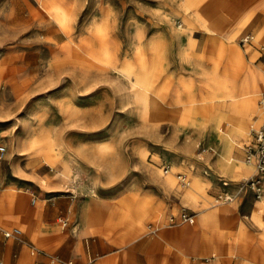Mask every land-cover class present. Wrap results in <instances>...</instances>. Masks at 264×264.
I'll return each instance as SVG.
<instances>
[{
  "label": "crops",
  "instance_id": "1",
  "mask_svg": "<svg viewBox=\"0 0 264 264\" xmlns=\"http://www.w3.org/2000/svg\"><path fill=\"white\" fill-rule=\"evenodd\" d=\"M203 1L169 0L166 3V0H159L160 9L152 10L166 12L163 7L166 4V10L170 12L168 20L159 21L156 25L154 20H149V27L136 23L141 31L138 43L150 65V79L154 83L157 76H163L166 84L170 78L173 84L190 79L203 84L202 80L210 75L213 82L216 80L215 75L218 79L219 76H225L230 79V89L236 91L237 97L257 95L258 107L259 100L264 102V48L258 49L250 43L247 48L236 49L235 41H228V38L237 30L238 24L226 23L222 32L214 22L224 16L232 19L246 10L251 13V19L239 34L244 31L264 33V0H231L224 5L221 0ZM152 3L156 2L148 0V4ZM180 11L183 18L188 17L186 23L181 17L174 16ZM176 20L182 23L184 32L171 26L170 22ZM150 26L156 29L148 37ZM152 38L160 42L165 50L164 71L161 73L155 72L157 56L151 53L148 46ZM238 58L240 63L237 62ZM213 82L211 89L206 85L196 88L198 105L181 107L193 106L196 112L207 113L196 117L197 122L205 126L197 132H191L190 141L182 144L170 143L174 139L171 130L161 140L162 148L155 152L157 160L152 164L144 163L137 150L99 159L92 157L94 153L89 150H74L64 153L68 157L58 158L57 174H40L38 167L44 162H38L35 158H21L17 163L13 153H5L0 160V202L5 201L0 204V263L228 264L220 255L212 259L194 255V249L202 254H219L222 248H217L218 242L199 241L198 236L208 232L211 237L222 225H227V244L232 253L229 264H264V175L261 176L263 194L256 200L244 182L255 176L254 167L230 168L218 162L211 129L212 119L221 113L230 119L235 118V115L227 114V108L221 105V101L215 100ZM174 101L176 105L180 104L176 99ZM154 108L162 115L159 123L171 126L167 105L156 98ZM255 114L260 123L257 109ZM252 121L247 118L239 121L250 132L249 135L253 130ZM250 138L247 136L242 144ZM246 149L239 147L233 155L243 161ZM160 167L162 171L168 168V173L164 175L169 172L176 178L177 175H183L189 183L197 184L200 189L188 191L196 200L189 199L188 193L171 188L165 178L159 175ZM178 167L190 172L192 179L182 172H171V168ZM67 172H75L78 178L67 183ZM42 181L46 185H41ZM68 187H75V193L79 196L69 194L66 191ZM114 187L119 189L112 191ZM127 189H135L139 198L150 204L149 213L142 221L146 230H141L139 226L128 227L126 222L122 227H116L117 231L113 232L116 236L112 241L113 234L109 238L103 235L109 229L107 218L112 216L114 209L120 214L119 209H122L123 204L130 202V192L125 193ZM219 194L234 198L229 203L230 209L223 213L212 212L213 223L204 227L200 223V215L212 211L211 201ZM175 213H179L178 216L193 215L195 221L187 224L179 219L176 225L178 216ZM83 215L85 221L101 219L90 227L85 223L83 228ZM154 218L155 223L148 224ZM257 219L263 225H259ZM239 223L246 227L243 237L246 247L242 248L237 246L235 240ZM150 229L153 231L150 232ZM13 230H17L18 234L11 238L4 237V232ZM191 234H195V246L191 245ZM177 237L179 239L174 244Z\"/></svg>",
  "mask_w": 264,
  "mask_h": 264
},
{
  "label": "rangeland",
  "instance_id": "2",
  "mask_svg": "<svg viewBox=\"0 0 264 264\" xmlns=\"http://www.w3.org/2000/svg\"><path fill=\"white\" fill-rule=\"evenodd\" d=\"M48 1L50 4L60 6L62 9L70 8V16L76 18V21L73 24V30L69 34H65L60 30L57 22L49 15L47 8L44 6ZM154 1L156 3L148 4V0H0V147L5 148L6 155L13 153L17 163L21 158L27 160L35 158L38 162H44L45 165L40 163L41 165L38 167V173L40 174H57L56 162H58V158L68 157L64 153L74 150L80 152L89 150L94 153L92 157L98 159L102 157L111 158L116 156L113 155L115 153L128 154L132 150H137L144 163L152 164V162L157 160L155 152H159L162 148L161 140L168 136L171 130L174 143L182 144L190 141L191 132H197L205 126L204 124H199L196 117L207 113L196 112V107L193 106L188 108L181 107L199 104V100L195 96V90L205 85L211 89L212 75L204 81L202 80L203 84H198L197 81L195 82L192 79L182 80V82L180 80L179 83L173 84L171 78L166 84L163 76H157L153 83L149 74L148 86L142 77L138 78V83L141 82V85H145L148 91L145 92L138 87L132 93L135 95L129 98L127 89L121 88L118 90L117 85H120V80H118L116 73L108 70V73L104 74L101 73L100 69L94 68L86 76L87 79L83 77L81 79L76 76L79 72L77 64L88 62L86 56L73 47H70L69 52L59 50L67 43L77 42L79 36L84 35L88 39L89 48H91L89 52L92 50H95V52L106 50L112 57L116 56V58L121 60L126 55L133 58V49H130L132 48L133 36L137 35L135 40L138 37L137 40H139L141 35V31L136 25L139 23L149 27V20H154V25H156L159 24V21H165L163 19L165 15L169 17L170 12L166 10V4L163 6L166 12L152 10V8L160 9L159 0ZM168 1L166 0V3ZM191 1L194 2L196 0H190L189 2ZM206 1L204 0L203 2ZM228 1L231 0H221L222 5ZM102 8L107 9L110 15H108L109 20L105 24L99 19ZM32 10L41 12L43 19L39 20V18L32 16ZM193 13L196 12L193 11ZM243 13L249 17L250 21L251 13L246 10ZM161 16L163 17L160 18ZM174 16L181 17L185 23L188 20V17L184 16L183 18L181 16V11L176 12ZM220 21L223 27L226 23L233 22V24H236V20H232L227 16L222 17ZM110 23L111 25H109ZM170 24L179 32H184L182 26H180L182 23L178 20L172 21ZM246 25L238 27L236 37L232 40L235 41L234 47L238 50L244 48V46L247 48L248 44L243 45L241 40L247 35H252L251 44H254L258 49L264 48V33L256 34L244 31L239 34ZM95 29H100V32ZM150 29L148 37L156 28L150 26ZM261 34L263 36L259 42L257 41V35ZM137 40L136 42H138ZM154 41L156 47L161 46L163 49L162 60L156 58L154 62L155 72L161 73L164 71L165 50L160 42L157 43L155 39ZM127 42L129 44H126ZM120 46L124 48L121 49ZM151 53H154L152 49ZM55 56L56 60L53 58ZM145 62L146 70L149 73L151 72L149 71L150 65L146 56ZM237 62L240 63V58L237 59ZM109 71L112 73H109ZM238 71L241 72L242 69H238ZM152 77L154 78V76ZM214 77L216 78L213 82L215 100L221 101V105L227 108V114L229 112L235 115V118L230 119L227 115L221 113L219 117H213L212 119L211 129L214 132L213 140L217 147L218 162L222 166L238 167V164L229 163L228 156L224 153V149L227 148L224 143L230 131L235 129L234 132L236 133H246L248 137L251 136L250 140L245 144H242L244 141L241 143L240 148L244 150L249 146L252 140V135H249L250 132L241 125L236 128L234 126L243 117L239 104L245 101L244 98L250 99L248 100L250 106L247 113H243L244 117H249L248 119L250 120L255 119L257 114H255V111L257 109L262 120L263 116L259 108L256 107L258 97L257 95L237 97L236 91L231 89L234 94L233 98H220L219 89L222 87L225 90L227 88L230 89L229 83L231 81L225 76H219V79L217 75ZM16 86L19 91L17 94H12L14 92L13 88L16 89ZM144 93H148L147 96L144 97ZM156 98L162 104L167 105L171 126L163 122L159 123L162 115L154 108ZM174 99L179 101L180 104L176 105ZM211 99L214 98L211 97ZM3 110L8 111L9 115L3 114ZM143 114L150 120L145 123L141 122L140 117ZM190 123L195 125L194 128ZM260 123H258V126ZM150 124L153 127H157V129L147 130ZM44 128L50 130L48 139L41 137L43 134L42 129ZM257 128L252 126L253 130ZM176 135L180 137L175 138L177 137ZM15 136L19 137L23 144H26L25 149L21 153L22 156L19 157L16 156L17 153L14 151L12 143ZM230 146L231 154L236 159L233 152L239 147H237L236 143H232ZM242 160L244 162V159ZM245 168L249 167L245 166ZM250 169H253V166ZM177 171L186 174L188 178L192 179V174L187 170L181 167L175 170L171 168V172ZM67 174V183L78 178L75 176V172H67ZM171 174L169 172V175ZM159 175L161 177L166 176L163 174L161 167ZM172 176L175 183L174 189L177 191L188 190L194 185L190 182L187 188L181 189L175 175ZM75 189V187H68L66 191L72 196L78 197L79 195L75 193ZM117 189L119 188L114 187L112 191ZM20 192L22 193V191ZM129 192L131 194L130 202L126 203V201L123 204L122 209H119L120 214L117 209H114L112 216L107 218L109 229L107 234H103L106 238L111 237V234L117 231L116 227L118 225L122 227L126 222L128 227L139 226L141 230H146L142 221L149 213L150 204L142 201L136 194L137 191L135 189H127L125 191V193ZM219 196L230 195L219 194ZM219 196L212 199V206L217 204L215 202ZM230 197L233 201L234 198ZM4 202L3 200L0 204ZM219 203L218 205L230 209V202L220 200ZM100 219L93 218V220L85 221L83 215V228L85 223L86 226L90 227L93 222L96 220L100 221ZM179 219L180 216L176 225L179 224ZM257 220L259 225H263L259 219ZM155 221L156 218L152 219L148 224L155 223ZM59 225L61 226V224ZM151 231L153 230L150 229ZM245 231L246 227L239 223L235 237L239 248L246 247V241L243 239ZM217 232L226 235L227 238L224 243L222 235L219 234L218 237ZM217 232H214L215 234L211 236V243L218 242L217 248L221 246L219 248L226 249L231 258L232 253L227 244L229 239L227 225H222ZM195 234L190 235L192 238L191 245L193 246H195ZM115 236L113 234L111 237L112 241ZM178 239L179 237L173 241L174 244L177 243ZM34 255H36V251ZM66 263L68 264V262ZM227 263L229 264V260ZM2 264L5 263L2 262Z\"/></svg>",
  "mask_w": 264,
  "mask_h": 264
},
{
  "label": "bare ground",
  "instance_id": "3",
  "mask_svg": "<svg viewBox=\"0 0 264 264\" xmlns=\"http://www.w3.org/2000/svg\"><path fill=\"white\" fill-rule=\"evenodd\" d=\"M189 1L190 0H188V2ZM44 6L47 8V11H48L49 15L51 16V18L54 19L57 22L60 30H62L65 34H69L70 31L73 30L72 27H73L74 22L76 21V18H72L70 16L71 15L70 14V8L62 9L60 6H57V5H54V4H50L49 1L46 2V4H44ZM41 14H42L41 12L32 10V16H34L36 18H39V20L43 19ZM108 15H109V13H108L107 9L102 8L101 13L99 14V19L105 24L109 20V16L110 15L109 16ZM162 17L163 16H161L160 18H162ZM163 19H165V21H166V20H168V17L165 15V18H163ZM232 20H236L235 22H236V24H238V27L239 26L241 27L243 25H246L249 22V17H247L246 14L241 13L240 15H234ZM110 22H111V20H110ZM109 25H111V23ZM214 25L220 31L222 30V32L225 30V28L223 27V25H222L220 20L215 21ZM238 27H237V30L234 33H232V35L228 38V40H230V41L234 40V38L236 37V32L238 31ZM95 30H97V32H100V29H95ZM138 35H139V33H138ZM262 36H263V34L257 35V41L260 42L262 40ZM136 37H137V35L135 37L133 36V39H132L133 42L131 44L132 48H130V49H133L132 50L133 51L132 55H134V57L130 58V57H128V55H126L122 60L119 59V58H116V56L112 57V55L109 54L106 50H99V51H96V52H95V50H92L91 52H89V49H91V48H89L90 45H89V43L87 41L88 39L84 35L79 36V40L77 42L72 41L70 43H67L61 49L59 48V50H64V51L69 52L70 51V47H73V48L77 49L78 51H80L82 54H84L86 56V58L88 59V62H83L82 64H77L78 65L77 68H78L79 72L76 74V76H78L81 79H82V77L84 79H87L86 76L89 75L90 74V70H94V68L95 69H100L101 73H104V74L108 73V70H111L112 72L116 73L117 77H118V80H120V85L119 84L117 85L118 90H120L121 88L127 89L129 91L127 96L129 98H131V97H133V95H135V94H132V93H134L135 89L136 88L138 89V87L143 89L145 92L148 91L147 90L148 88L145 87V85H141L140 84L141 82L138 83V78L142 77V79L145 80L147 86H148V83H149L148 82L149 73L146 70V62H145L144 52L142 51V46L139 45L138 42H136V40L139 37L135 40ZM154 43H155L154 39H151L148 42L149 49H150V51H151V49L153 50V52H154L153 54L157 56L158 60H162V58H163V55H162L163 49H162L161 46L156 47ZM53 58H55V60H56V56L53 57ZM111 71H109V73ZM180 82H182V80ZM17 88H18L17 86H16V89L13 88L14 92L12 94H17V92L19 91ZM215 90H217V89L215 88ZM231 91H232L231 89L227 88L225 90V88L222 87V88L219 89V92H218L219 93V97L220 98H222V97L223 98H233L234 94L232 93L233 91L232 92ZM147 94L148 93H144V97L147 96ZM244 100L245 101L243 103L241 102V104H239L240 105V112L243 115V117L240 118V120H239L240 122H241L242 119H246L247 118V117L246 118L244 117V114L247 113L248 108L250 106V102L248 101L250 99L244 98ZM3 107H5V106H3ZM3 114L7 115L8 111H4L3 110ZM258 114H259V112H258ZM258 118L259 117H257V118L255 117V119H253L252 126L259 127L258 126V123H259ZM260 118H261V115H260ZM140 119H141V122H144V123L147 122L148 120H150V119H147L145 117V114H143V116H141ZM189 121H192V120H189ZM218 121H219V119H218ZM239 121L236 123V126H234V128H236L238 125H240ZM190 124H189V126H190ZM191 125L194 128L195 125L193 123ZM150 129H152V130L153 129H157V127H153V125L150 124V127H148L147 130H150ZM42 131H43V134L41 135V137L45 138V139H48V135H49L48 133L50 132V130L44 128V129H42ZM234 131H235V129L231 130L230 133L226 137L227 139L225 140L224 144H225V146L227 148L224 149V151H225L224 153L227 154L228 161H229L230 164H238L239 167L247 166V167L250 168L252 165L247 164V163H245L243 161H239V160L235 159L232 156V154H231V146L230 145L232 143H236L237 147H240L242 145L241 143L247 137L246 133L242 134V133H239V132L236 133ZM176 136L177 137H175V138H179L180 137L179 135H176ZM12 141H13L12 143H13L14 151L17 153L16 156L17 157L22 156L21 153L25 149L26 144L25 143L23 144L21 142V139L19 137H17V136H15ZM170 143H174V140L172 139V141ZM32 146H34V145H32ZM226 167H229V166H226ZM173 169L175 170L177 168H173ZM164 178L168 182V184H169V186L171 188H175V183H174V179H173L172 174L171 175L168 174V175L164 176ZM41 184L45 185V182L42 181ZM191 189H195L196 190V189H200V188L197 186V184L194 183V185L190 189L184 190V191L181 190L180 192L188 193V191L191 190ZM187 196L192 201L196 200L195 196L192 193H188ZM215 203H217V204L212 206V211L211 212H204V213H202L200 215L201 216L200 217V223L203 226H206V225H209V224L213 223V215L211 214L212 212H215V211H218V212H221V213L226 212L227 208L222 206V205H218V204H220L219 201H216ZM223 204H226V203H223ZM216 205L219 206V207H217ZM178 214L175 213V215H177V216H178ZM217 233L222 235V240L224 242V240L227 238L226 235H224L221 232H217ZM198 237H199L198 238L199 241H203V242H206V243L208 241L211 242V237H210V234H208V232L206 234L203 233L201 236H198ZM198 240H197V242H198ZM199 254H200L201 257H205V259H212L214 257L217 258L219 255H220V257L222 259H225V262H227L228 259H230V255H228V252H227L226 249H222L219 254L211 253L209 255L208 254L199 253L197 250L194 249V255H199ZM200 256H197V258L200 257ZM211 264H215V263H211Z\"/></svg>",
  "mask_w": 264,
  "mask_h": 264
},
{
  "label": "built area",
  "instance_id": "4",
  "mask_svg": "<svg viewBox=\"0 0 264 264\" xmlns=\"http://www.w3.org/2000/svg\"><path fill=\"white\" fill-rule=\"evenodd\" d=\"M252 36H245L241 43L243 45L250 44L252 41ZM258 108L263 116L261 123L257 129L252 130V140L250 145L246 149V155L244 158V162L247 164H250L254 167L255 170V176L252 178H247L244 182L245 184L250 188V190L253 192L254 197L256 200H259L262 197V180L261 176L264 175V102L262 100H259L258 102ZM5 148L0 147V160L4 156ZM163 173H168V168H163ZM177 180L179 185L182 188H185L189 185V181L187 178L183 175H177ZM223 201V202H231L232 198L230 196H219L216 201ZM180 220L183 223L193 224L195 221V218L191 215L181 214ZM173 220H171L172 223ZM18 234L17 230L13 231H7L4 232L5 238H11ZM34 254V251L31 252V255ZM1 264V263H0ZM68 264H73L69 262Z\"/></svg>",
  "mask_w": 264,
  "mask_h": 264
}]
</instances>
